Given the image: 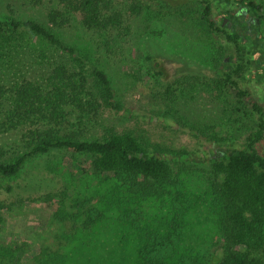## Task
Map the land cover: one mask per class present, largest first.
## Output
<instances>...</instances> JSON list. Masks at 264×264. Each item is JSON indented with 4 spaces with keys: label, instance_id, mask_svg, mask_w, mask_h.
<instances>
[{
    "label": "rangeland",
    "instance_id": "374dc122",
    "mask_svg": "<svg viewBox=\"0 0 264 264\" xmlns=\"http://www.w3.org/2000/svg\"><path fill=\"white\" fill-rule=\"evenodd\" d=\"M176 1L116 0L125 20L110 38L83 27L78 17L55 27L62 41L79 55H85L88 66L84 74L91 75L88 67L103 70L116 99L126 109L120 113L103 109L92 119L79 123L71 118L76 124L70 123L69 127L81 139L100 138L109 129L131 131L150 148L200 151L211 153L212 157L228 146L245 145L258 118L249 104L238 99L227 86L218 84L220 78L216 74L227 53L208 30L202 17L204 6L199 2L173 6ZM245 1L253 2L264 14V0ZM59 9L56 0L39 4L33 0H0V20H34L51 27L49 14ZM17 45L10 59L9 76L13 81L43 82L55 67L68 61L61 51L30 33H25ZM153 59L161 63L162 77L157 75ZM249 87L261 101L264 84ZM21 140L16 134L5 137V159L24 151ZM173 168L174 179L192 202L184 218L186 238L182 248L200 256L220 254L218 208L212 193L215 177L209 165L182 163ZM114 181L109 175L94 173L84 156L68 151L31 159L17 178H0V201L5 204L0 213V245L14 248L26 244L33 254L44 248L72 252L71 255H78L81 250L92 255L96 250L104 255L119 253L115 245L117 211L110 198ZM8 186L13 190L8 191ZM46 195H51L52 201H44ZM60 196H67L72 204V208L65 206L64 211L75 209L76 205L77 213L71 219L53 221ZM144 208L156 211L147 204ZM92 209L102 219L91 231L83 224ZM77 226L80 238L93 236L96 250L78 248V242H73L71 231ZM124 252L128 259L121 261L132 264L131 247Z\"/></svg>",
    "mask_w": 264,
    "mask_h": 264
},
{
    "label": "trees",
    "instance_id": "16d2710c",
    "mask_svg": "<svg viewBox=\"0 0 264 264\" xmlns=\"http://www.w3.org/2000/svg\"><path fill=\"white\" fill-rule=\"evenodd\" d=\"M42 1L33 0L36 4ZM56 1L61 9L50 12L51 27L34 20H0V178H17L27 163L38 156L63 151L84 156L94 173L109 175L115 180L110 198L117 211L115 245L119 253L111 251L104 255L97 251L93 236L87 234L80 238L77 226L71 231L73 242H78V248L92 247L95 254L81 250L78 255H71L72 252L60 253L47 248L33 254L26 244L14 248L0 245V264H123L128 259L124 252L128 246L132 264H264V108L252 92L249 97L239 85V81L247 79L248 70L255 62L244 50L248 46H241L236 34V66L225 74L227 82H234L239 98L250 99L258 118L255 130L247 136L243 147L228 146L212 157L211 153L200 151L150 148L131 131L111 129L100 138L83 140L76 131H71L69 124H76L71 118L79 123L92 119L103 109L117 113L126 109L116 99L103 70L88 67L91 75L84 74L88 66L85 55H79L74 47L62 41L55 27L78 17L83 27L110 38L123 25L125 14L116 0ZM184 2L178 0L173 6ZM249 5L260 12V7L253 2ZM210 10L211 4L202 17L212 32L215 22L209 16ZM259 20L264 25V14ZM25 33L61 51L68 60L55 67L43 82L13 81L9 76L10 59ZM259 46L252 44V56L259 51ZM262 53L264 56V45ZM153 62L157 75L162 77L161 63L155 59ZM12 134L20 135L24 151L5 159L4 139ZM182 163L209 165L215 177L212 193L218 208L216 223L221 244L218 255L200 256L182 248L186 238L184 218L192 206L181 190V183L174 179L173 166ZM79 170L83 172L81 167ZM7 190L12 191L13 187L8 186ZM52 199L51 195L44 197L46 202ZM146 204L156 211L145 209ZM4 205L0 201V213ZM67 205L72 208L67 196H60L53 221L76 215L78 207L75 205V209L65 212L63 208ZM88 214L83 227L92 231L102 218L94 209Z\"/></svg>",
    "mask_w": 264,
    "mask_h": 264
},
{
    "label": "flooded vegetation",
    "instance_id": "af4514ba",
    "mask_svg": "<svg viewBox=\"0 0 264 264\" xmlns=\"http://www.w3.org/2000/svg\"><path fill=\"white\" fill-rule=\"evenodd\" d=\"M161 2L162 0H156ZM199 2L201 6H204V12L207 7L211 4L210 18L215 22V26L212 30L214 36L221 41L219 47L224 49L227 55L224 56L220 62L219 70L217 71V77L220 78L218 84L222 86H227L231 89L236 97L243 101L245 104H249L253 111L252 102L248 97L239 98L236 86L234 82H227L225 74L230 71V68L236 66L237 61V49L235 46L234 38L236 34L237 39L241 46H248L249 49H244L246 53H250V59H254L255 62L250 66L247 73V79L239 81L240 89L246 94L250 92L256 97L255 91H253L249 85L261 86L264 84V56L262 53L264 45V25L259 20L261 16L260 12L253 10L250 2L245 0L235 1V0H185L183 5ZM203 12V14H204ZM255 27V28H254ZM252 44L260 45L259 51L252 56ZM262 46V47H261ZM227 56V57H226ZM252 56V57H251ZM230 73V72H229ZM233 77V74H232ZM260 106L264 108V97L259 101ZM217 151V150H216Z\"/></svg>",
    "mask_w": 264,
    "mask_h": 264
}]
</instances>
